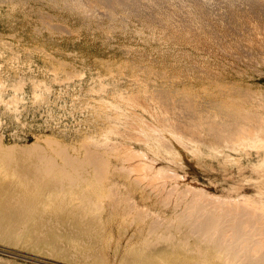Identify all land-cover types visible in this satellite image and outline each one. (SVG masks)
<instances>
[{"label": "rangeland", "instance_id": "1", "mask_svg": "<svg viewBox=\"0 0 264 264\" xmlns=\"http://www.w3.org/2000/svg\"><path fill=\"white\" fill-rule=\"evenodd\" d=\"M207 1L209 0H186V2L184 0L181 1L180 0H124V1L113 0L112 2L111 0H0V39H1L0 45L6 44L9 46L10 44L8 50L9 52L13 50V52L15 53L22 54L21 56L23 58L20 59L21 61L17 60L19 61L18 64L24 66L30 65V60L32 63L34 59L36 64L46 71V73L40 72L41 75H44L43 76L44 80L41 82L40 81L34 82L32 80L21 81L19 80V78L14 77V75L17 76L20 73L19 65L14 64L17 63V61H13L10 53L0 50V122L3 123V124L0 123L1 142L4 143L6 146L15 143H20L21 145L23 144L24 146H31L36 143L41 144L44 150L47 151L45 153L47 155L50 154V156L54 158L57 157L54 151L55 150L57 151L58 148H60V145H61V149H65L66 144L68 148L70 147L69 145H72V147H70L69 149L66 148L67 151L65 149L68 155L67 153L64 154H66L67 156L71 154L70 156L72 157L74 156L76 157V155L77 157L80 156L78 158L76 157V159L74 157L75 161L73 162H76V160L78 161V159L80 160V158L81 160L84 158L85 160L83 159L84 162L82 161V163L85 164L86 161L87 163L85 165H87L88 164L87 160H89V158L91 157L92 162L95 164V165L93 164L94 165L93 167L90 161L89 164L90 168L88 167L89 168L88 170L87 166H84V164L81 163V160H80L81 164L78 161L77 163L80 164L81 166L83 165L82 168L85 167V170L89 172V173H85L87 171L83 170L82 168H79L80 166L77 163L74 164L71 162L70 163L71 165L68 164L67 167H65V169L66 170L68 169L67 171H69V173L68 172H66V174L64 173L65 174L64 181L66 183L63 181L64 178L62 177L64 171L59 172L56 170L57 168H54V171L49 172L50 170H53V168L50 169L48 167V170L50 169L48 173L53 174L56 170L54 174L56 175V177H58V179L56 177H55L56 179L53 177L55 176L54 174L53 176L51 175L52 176L51 177L48 173L46 177L45 176L43 177V180L45 182V184L42 185L44 186L43 188L49 189L51 187L49 184V181L51 182L50 178H54L56 182L57 180L59 182L63 178L61 181H63V186L65 187L62 188L63 190L62 189L60 190H62V193H64L65 190V194L68 191L72 192V195L70 194V192H68L69 194H66L67 197L71 195L68 197V199L72 197L70 200H68L66 195L64 194L60 196L59 188H61L62 186L57 188L56 191H53V193H55L56 195L59 194V196L62 197L61 199L64 200L62 202L60 201V203L58 200V195L56 198V196L55 197L53 196L52 192H50V194L49 192L48 193L46 192L45 194L51 198L48 199L50 201L47 200L48 202L44 207L46 208V210H44V215L46 216L44 215H43L44 217L42 216L43 218L42 221L45 224L43 227V231L48 237L50 238L53 237L52 240L54 242L56 241L55 242L56 246L54 244L53 247L55 248V250L56 249L57 250L55 251L54 248L51 247L56 254L58 253V251H60L59 254H63V256L65 257H67V255L69 258L71 257L72 259L75 257L74 259L76 260V262L75 261L74 262L76 264H129V263L133 264L135 261L136 262L134 264H140V263L149 264L150 263L149 261H151L153 264H158V263L186 264L188 260L189 262L190 260H192L191 262L195 263L194 260L199 261L200 259H203L204 256H201L202 258L200 257L199 259L198 257L199 254H197L196 252L188 251L187 249L183 248L184 247L183 241L178 240V239L182 240L183 238L187 237V234L186 235L184 234L183 236V233L186 232L183 231L184 230L183 227L185 228L186 225V223L184 224L185 219L183 215L187 217L186 212H189L188 214H190V211L192 213H194L193 211L201 212V210L204 209L207 201L210 198L213 199V202L210 200L211 201L210 203H214V199H215L214 205L212 204V206H214L213 209H215L217 205L222 204L221 200L223 198L224 199L226 198L227 200L228 198H240L244 194L251 195L256 193L257 187L255 184L257 180L256 178L259 175V170L256 164H254L252 158H250L247 154L243 152H239L237 150L234 151L230 149L228 145H230L229 141L231 140H229L230 138H228L229 140L228 141L226 137L229 136L232 137L235 134V132L238 130L237 128H235V126H238L243 121L247 122L249 119H250L249 122L252 123L253 120L251 119L253 117L259 118L260 116H256V115H259L260 113L264 112V103H263L264 97L262 98L260 97L262 95L264 96V73H263L264 64H262V62L260 61L263 60L264 63V58H263L264 56L262 54V52L264 51V38H263L264 14H262L264 12V8H263L264 0H253V1H257L255 2V4L251 0H225L226 2L228 1L227 3L224 0L223 2H221L222 0L219 1L216 0V2H214V0L213 2H211L210 0L209 3ZM126 2L128 5L126 4ZM224 2H225L224 5L220 4ZM206 3H208V5ZM112 5L115 7L114 9L115 11L112 9L114 8ZM260 5L263 6L261 7L263 9L260 8ZM110 7L112 8L110 9ZM258 7L261 10H258ZM251 8L254 11V13L251 10ZM92 9L94 11L96 10L95 11L96 13L94 11H90ZM202 9H204V11ZM108 10L110 11L108 12ZM85 11H88L87 13L94 12L97 16L94 13L92 14H94L95 17H92L93 15H91L90 13L89 16ZM110 12L112 13V15ZM113 13H115V15ZM199 14H201L200 15L201 18L199 17ZM251 15L254 18H252ZM260 17H262V19ZM255 27L257 28L258 31L256 30ZM251 39H253V43H251L252 42ZM240 41H242V43ZM252 44H254V46ZM28 47H30L29 50L26 49ZM33 47L35 49H33ZM260 49L262 52L260 51ZM33 50H35L36 52ZM257 52L261 53V55ZM25 53L29 54L32 57L27 56ZM25 58H30V59H25ZM252 58H254L256 63L253 62L254 60ZM58 62L60 65L64 64L63 67L62 65L60 66ZM51 67L55 71H53ZM61 68L63 69V71ZM71 68L73 69L72 71L70 70ZM73 72L76 73V74L74 73L75 76L72 74ZM210 72L212 73L210 74ZM212 74L213 75L216 74L217 77L216 75L212 76ZM236 87L239 90L242 89L241 90L242 92L240 91L242 95H240V92L236 90ZM243 88H245L244 90H248V91L246 92L243 91ZM249 91L251 92L249 93ZM243 92L246 94L248 92V94L250 95L252 93V95L249 96L247 94L248 95L247 97L246 94H245L246 96L243 95L244 94ZM253 92H255L254 94L257 95H254ZM259 92L262 94H259ZM237 93H239V98L242 97L241 99H239L240 101L239 105L237 102L232 103L234 99L233 98L234 95L236 96L235 99L236 100L238 99ZM219 95L220 96L222 95L221 98ZM178 96L182 97L181 100L180 97ZM252 96H254V98L257 99V100L253 99L255 102H253L251 98ZM188 97L190 99L189 102L187 101L188 103H186V99ZM227 97L229 101L227 100ZM243 97L245 98L243 99ZM249 97L251 98V100ZM248 98L250 104L247 101ZM245 99L247 105L244 104ZM175 100L177 103L178 101H180V103H184L185 101V103L183 105H179V103L176 105L175 102L176 107L173 108ZM260 100H262V102ZM207 101L208 102L211 101L209 102L210 104ZM215 101L216 103L218 102L217 106L219 105L220 106V107L218 106L219 108L225 109L226 107H228L226 110H228L229 112H226V110L222 111V113H224L226 117L223 116L221 112L220 114L218 113L222 109H219L217 106H215L216 104L213 105V107L215 106V108L213 109L212 102ZM258 101H260L261 104ZM3 102L6 103L4 104ZM7 103L8 104L10 103L12 106L7 105ZM190 103H192V105ZM199 103H201L202 106L199 105ZM205 104H209L208 105L209 107L206 105L208 107L207 108ZM226 104H229L232 107ZM178 105L179 107L183 106L180 107L182 108L183 111L182 110L179 111L180 108L178 109ZM189 106H193L191 107L192 109L189 108ZM197 106L200 108L198 109ZM185 107L187 111L188 110L191 111L187 113V111L184 110ZM229 107L233 109L231 110V112ZM209 108L212 110L209 111L208 110ZM234 108L237 110H235ZM241 108L247 110L245 111L243 110L242 112ZM202 109L203 110L207 109L206 112L208 113H206ZM255 109L257 110L255 111ZM192 110L195 112L198 110L200 113L202 111V113L200 114L198 111H197L198 113L197 112L192 113ZM177 111H179L180 113L183 112L185 115L184 114L182 115ZM246 111L250 113H247ZM174 112L180 114L181 116H179L178 114H177L178 116L176 114L173 115ZM254 112L259 114L256 113L254 114ZM227 113L228 114L232 113V114L229 117ZM237 113L242 116L243 115L246 116V113L247 115L252 114L251 115L252 118H250L251 117L250 115L247 116V118L243 117L244 120L242 119L243 121L241 122L240 120L241 118L240 117L237 118L238 117ZM187 114H189L188 115L189 117L190 115L193 114L196 115V116L193 115L191 118L192 119L194 118L193 120L195 122H199V123L201 122L199 126H201V124L203 125V122L208 118L204 122V126L209 123V127L208 125L205 126V128L204 127L202 128V126L199 128L197 126L198 129L202 128L203 130V131L200 130L202 131L201 132L202 134L204 133L203 135L201 134L203 141L201 137H195L197 133L200 135V133L198 132L199 130L197 128H193V130L191 129V126L196 127L195 125H197L198 123H193L194 121H192L191 118H188ZM204 114L208 116L211 115V118L213 119L216 116L217 117L214 119V121H212L213 119H211L208 116L207 118H204L206 117ZM199 115H202L203 117ZM232 115H236L234 116L236 122L240 120L239 123L237 122L238 125L235 126L233 125L234 120H232L233 117L231 118ZM159 116H161V118L162 116H164L163 118L166 117V119L168 117L167 119L168 121L166 120L165 122L163 118L162 121ZM197 116L198 118L200 117L203 122L200 121L201 119L200 118L198 119ZM221 116L223 117V119L220 118ZM227 116L229 119H227ZM172 117L176 121L171 120L173 119ZM177 117L181 118L182 121L177 122V120H180ZM150 118H153V120ZM258 118L255 119L254 123H256V121L258 123ZM157 119H159V121ZM183 119L185 120L189 119L190 121L188 120L187 123H185L184 122L185 120ZM145 120H148L149 122L156 124H158L160 120L166 124L175 122V124L177 125L180 122H184L185 126L183 123H180L182 124V126L178 125L180 126L181 130L183 129L182 131L184 133L191 131L192 133H194L195 131L198 130L193 134V136L194 138H196V143L200 149L196 154H192L184 146L175 142L178 150L183 154L184 157L183 161L179 162L178 164V161H174L166 153L160 151L156 147V145L150 143V139H148L145 133H143L146 131L145 126L148 123ZM220 120H221L220 124H222L221 125L222 127L220 125H219L220 127L218 126L219 124L218 122H220ZM225 120H227L228 122L232 121L231 122L232 124H230V126L232 125L231 127H233V129L235 128V131L232 128H230V130L228 129L230 126L227 127L225 125V124H229L227 121L226 123ZM132 122H135L136 126L138 125L137 123H139V125H141L142 128L140 126L138 127L141 128L142 130L140 129V131H138L136 129H133L135 128L134 127L135 125ZM140 122L141 123L144 122L145 125L141 124ZM160 123L159 125L163 128V126ZM210 123L213 124L212 126L214 128L210 127L211 125ZM214 123L215 124L217 123V125H215L217 126V128L214 126ZM115 124L116 127H114ZM131 125L134 126L132 127ZM187 125H189L190 128ZM223 126L227 128L225 129L223 128ZM128 127L130 128L132 127L131 129L133 130L128 131V129H130ZM138 127L136 128L138 129ZM185 127L186 129L189 130L188 131L185 130ZM206 127H208V129ZM218 127L222 128V131L219 132L220 129ZM209 128H211V130ZM208 130L210 134H208ZM212 130L216 131L215 132L216 134L219 133L220 134L219 136H221V134H223L222 137L224 135L226 136L225 137L226 140L224 141V143H222V145L220 144L221 141L223 140L220 141L217 138L219 136L216 137L215 133L212 132ZM225 130L226 133H224ZM230 131L234 132V134L233 132L231 133L233 134L232 136L229 133ZM133 132L134 133L136 132V134H134ZM129 133H133L132 136H129L128 135ZM212 133H213L212 136H215L216 139L210 137ZM137 134H139L140 140L137 139L138 138ZM45 136L48 138V141L51 137L55 138L58 142H56L52 138L50 140H54L58 145L60 143V145L58 146L54 141L53 144L51 143L52 141L46 142L47 144H45V141L47 140L41 141L46 138ZM225 138H220V139H225ZM197 139L200 140V142ZM214 139L216 142L215 145H213V143H215ZM204 140L206 141L204 142ZM217 141L218 143L220 142L218 145H217ZM206 142H208V144ZM49 143H51V147L53 149L56 147L54 151H52L53 149L50 150L51 147H49L50 146ZM112 143L114 146L116 145L115 146L117 147L116 149H114L115 148L114 146L110 145ZM62 144L65 145L63 146ZM80 144L81 145L83 144V146H81ZM85 144H87L88 147L87 151L89 153L92 152L91 149H93V151L94 150L100 151L101 154L104 153L102 155V158L103 157L105 158L106 156L107 159L105 160L108 161L105 162L106 163L109 162L110 164L109 163L106 164L105 162L103 163L102 160L101 163L102 165L106 164L105 165L106 168L102 166L101 163L99 162L101 159L100 157L101 154L100 152L98 153L97 151L96 152L94 151V153L96 155L98 153L100 156L97 155V157H100V159L97 158L96 156H93L95 155L94 153H91V155L89 154L90 157L89 155H87L86 156V158L88 157L87 160L85 157L82 158L83 154L84 155L87 154L85 148H84L85 150L83 148L80 149L81 147H86ZM125 144L128 147H126ZM73 145L75 149L73 148ZM120 145H123L124 147L122 148V146L120 147ZM78 146L81 147L78 148ZM71 148L74 149L75 155ZM217 148L220 149V151L218 150L216 151ZM140 149H142V151L144 152L142 153L145 155H143L142 153H138V150L140 151ZM230 153H233L236 156L232 157L231 155H229ZM136 154L139 155L136 156ZM57 155L59 156L58 152ZM66 155H64L65 156L64 157L60 153V156L57 157L58 165L60 164L63 165V163H65V161L61 158L63 157L66 158L67 157ZM131 155H133V157ZM92 157H94V159ZM129 157H131L132 159L127 161ZM95 158L99 160L98 161L99 165L94 162ZM126 158L128 159L126 160ZM73 164L79 166V167L74 166L75 170L77 168L78 171L83 170L84 172L79 171L80 172L79 173L76 170V172H78V175L77 173H75L76 175H74V172H71V170L73 169L72 168ZM132 164L137 165V168L135 170L131 169L130 171V165ZM95 166L97 167L100 166L99 167L100 169L104 167L106 171V174H104L105 172L103 173L105 176L102 175L103 179L101 180V184L98 178L100 177L99 175H101L102 173L100 172V169L97 170ZM128 167H129L128 169L129 171L125 169ZM161 167L168 168V171L167 172L165 171L166 173L164 172L163 175L162 173H160ZM94 168H96L98 173L101 174L98 175L97 172H94L93 170ZM102 169L101 171L103 172L104 169L103 170ZM57 172L62 174L59 175ZM93 172H94V176L96 177L98 176V178L95 177L97 179V180L95 179V181L93 179L94 178ZM70 173H72V175ZM158 173L162 176L159 175L158 177ZM177 173L180 175H178ZM68 174H70L69 176L71 177L73 175L78 176V178L76 177L75 179L73 176V179L75 180L74 182H71L73 180L71 177L66 178ZM81 174L83 175L79 177V175ZM87 174L88 175L90 174V176H87ZM168 174L169 175L171 174V176H168ZM59 177L61 178L59 179ZM84 177L88 179H84ZM79 178L80 179L82 178L84 181L80 180ZM47 179L49 180L47 181ZM66 179L67 180L71 179L70 182L73 183L75 187H76L75 183H77V187L79 184V187L74 189L75 188L73 187L74 185L71 184L69 180L66 181ZM52 182H54V180ZM67 182L68 184L70 183V185H68L70 186V188L66 185ZM21 183L22 184L19 186H21L22 189H25V187L27 188L28 186L26 184L27 180H24V182L22 181ZM111 184L114 190L109 188L111 187ZM172 185L173 187L175 185L176 188H173L175 191L174 190L172 191V196H171V194L169 193L171 192V190L168 192L167 188L168 190L171 189ZM189 185L190 186L192 185L193 187L192 186L190 187ZM187 187L189 188V191ZM71 188H73L74 191L70 190ZM196 188L197 189L201 188L204 191H206V193H208L206 194V196H204V194H201L202 196H204V198L201 195L199 196L194 195V197L197 196L201 198V199L197 198L200 200V202H198L199 204L197 203V201L199 200L195 199L196 200L195 202L193 200L194 198H192L191 196L193 195L192 193L196 192ZM111 190H113L112 192L114 191L115 192L112 194ZM57 191L59 193H56ZM88 192L91 193L92 196H88L90 195L87 194ZM94 192H95V198H93ZM186 192L187 194L185 196ZM81 193L85 194V196L84 195L83 196L86 198L85 199L86 204L83 201L84 198L82 197ZM109 193H111V195ZM176 193L177 194L179 193L178 196ZM63 195L65 196L66 199L63 198ZM105 195L107 196L106 198L104 197ZM168 195L171 197H168ZM86 196L89 198L91 197L92 200L91 198L90 200H88ZM97 196H99L100 198H98ZM80 197H82V200ZM79 198L80 200H75ZM190 198H192L191 200L194 201L192 202L195 203L196 205L197 204L202 205L204 203V199H207V201L205 200L206 203L205 205H202L203 206L202 209V206L196 207L195 204L193 205L192 202L190 201ZM51 199L53 200V202ZM54 199L57 200V201L55 200L56 201L55 203H54ZM99 200H101V204ZM180 200H182L183 202L182 201L180 202ZM201 200H203V202ZM69 201L71 202L69 203ZM72 201L75 203H81L83 205L85 204L87 207L91 208V213H90L91 216L90 214H88L90 212V209L86 210L84 208L86 206L82 205L84 209L82 211L80 206L81 204H75ZM90 201L92 202L94 201L93 203L95 206L96 205L98 206L99 203L100 206H104V207H100L101 209H97L94 206L93 208L94 211H93L92 210L93 204ZM178 201L180 203H178ZM189 201L191 205L190 203L188 204ZM51 202L52 204L54 203L55 205L51 204L50 207L49 204ZM64 202L67 205V207H69L67 209L65 208V210L67 211L72 210L70 211L71 213L69 211L67 212L64 209L60 208L62 203L63 205L61 207L66 206V205L64 206ZM224 202L227 201H223L222 205L226 204L225 207L220 205L223 208L219 207L220 211L216 209L215 212L219 211L218 213L220 215V212L222 213L223 212L222 210H224V208H227L226 212L231 215L233 214V212L235 213L236 211V216L234 215L235 217L231 218L232 220H229L228 222L231 221L234 222L233 219H236L238 221L240 217H242L239 214L241 213L242 210L239 212L238 211L239 207H234L233 205L231 207H233V209L235 208L234 209L235 211L231 209L233 212H231V210L230 212H228L229 208L231 207H229L230 205ZM132 203H134V205H132ZM184 203L185 204L187 203L186 206L189 205L187 206L188 208L192 205L193 207L188 209ZM210 203L209 204L207 203L208 205L205 208L206 210L210 209L212 213L213 211L212 207L207 209L208 206L210 207ZM58 204L60 205L58 206ZM71 205L73 206V208L74 206H76L75 207L76 210L73 209ZM185 207L189 211H187ZM59 208L61 212L63 210L64 211L60 213V211L58 210ZM180 210L182 211L179 212ZM206 210L203 213L205 214L208 212V214H210L209 216H211L210 210L209 211ZM147 211L148 212L150 211L148 215L146 213ZM64 212L65 213L67 212V214H65ZM82 212L83 213L87 212L85 213L87 215H84V217L86 216L85 218H83ZM178 212L179 213L184 212V214L183 215L180 214L181 215L180 216L178 215L179 214ZM215 212H214V216L212 215L214 218L216 214H218ZM226 212H224V214L228 216ZM61 214L62 215L65 214L64 216H62L63 218L61 217ZM76 215H78L79 217ZM195 215L194 217L192 215L189 216H192V218L190 217L192 220H194L195 217L196 220H198L200 217H203L201 213ZM197 215L199 216L201 215V216L197 219L198 217ZM230 215L229 217H226V219H223L226 222H221V223L223 224L228 223L227 218H230L231 217ZM237 215L240 217L236 218L238 217ZM54 216L55 218L57 216V218L55 219ZM72 217H74L73 222L71 221L73 219ZM157 217L158 220H156ZM173 217L175 219L178 217L180 220L179 223L177 221L178 223L177 225L180 226H178L177 228L174 227L175 229L173 228V225L171 226V224L173 223L172 220H174L173 224L175 225L177 219L175 220ZM217 217L219 218L218 215ZM190 218L189 220H191ZM222 218L223 217H220L219 219ZM250 218L251 220H254L253 219L254 217L253 218L250 217ZM150 219H152V221H149ZM159 219L161 222H163L164 225L166 224V221L164 220L167 219V223L169 222L168 224H170L167 225V227H172V229L170 228L171 230L169 228L168 229L172 233L175 232L173 233L175 234L173 236H177L176 237L177 239L175 237L174 238L171 237L172 235L171 232L168 231L170 234H167V230L165 231L167 227L164 228V225L159 227V229L157 228L158 230L156 229L154 230V228L156 227L153 226L155 225V222L157 221L160 222ZM168 219H170L171 222ZM243 219H245L244 216ZM47 220L48 223L46 222ZM68 220L70 221L67 224ZM60 221H62V224ZM84 221L86 222L89 221L90 224L86 222L85 224ZM53 222L54 223L56 222L55 225ZM81 222L84 225L81 226L80 225ZM182 222H183L182 225L183 227L181 226ZM147 223L153 225L152 226L153 228H151V225L149 226ZM76 225L79 227L77 228ZM160 225H162V223H159V226ZM71 226L72 228L70 229L69 227ZM250 226H252L251 229H253L254 231L255 226H253L252 224ZM62 227L64 229H62ZM256 227H259V225H257ZM55 228L58 230L59 234H57ZM86 228L88 229L86 230ZM140 228L143 230L147 229L144 230V232L145 231L148 232V229L152 230V232L154 230L155 232H153L154 234H152L149 233L150 232L149 231L148 232L149 235H147L146 232L145 233L142 232L143 230L140 232ZM74 229L76 230V232ZM176 229L177 230L180 229L179 230V232L181 231L180 235H178L179 232ZM77 231L78 234H80V236L82 235V237L77 236ZM60 232H62V234L63 233L65 234L61 235ZM159 232L160 233L162 232L161 234L162 235L164 234L165 237H167L168 235L170 236V237L168 236L170 239H168L167 237V241L165 238H163L165 239L163 240L165 244L162 240H160L159 238L160 236H157ZM177 232L178 234H176ZM83 233L86 236H84ZM140 233H142L141 234L142 236L144 233L143 236L144 238L140 236ZM67 234H68V239L70 240H67L66 238ZM151 234L153 235V237ZM63 236L65 237V239L63 238ZM163 236H161V239ZM70 237H73L72 240ZM76 238L79 239L80 241L79 240L76 241ZM151 238L153 240L155 239L153 242L156 244L155 247L152 246V243L146 244L149 241L150 242L153 241L151 240ZM157 238H159L158 243H156ZM62 239L66 241H63ZM168 240H172V241H168ZM82 241L84 242V244ZM70 242L71 244L72 243L73 244L71 245ZM199 242H198L199 245L201 246L205 245L204 242L202 241ZM161 243L164 245H162ZM146 245L147 246L149 245L148 248ZM64 246L65 247L67 246L66 247L67 249H65ZM72 246L75 249H73ZM134 246L138 248V251ZM258 246L257 247L255 246L253 248H256L257 250ZM15 247L19 248L20 250L14 249L12 247H4L0 245V264H54L56 262H59L42 256H38V258H41L42 260L25 257L23 255L17 254L16 252L19 253L22 252V254H24L27 251H33V252H39V251H35L23 245H18ZM158 247L161 249V255H160V251H158L160 250ZM175 247H177V250H175L176 249ZM3 248L14 251L15 253L14 252L12 253L10 251H5L3 250ZM58 248H60V250ZM68 248H70V250ZM207 248L209 249V247ZM152 249L153 252H155L156 250L157 252L153 253ZM210 249H209L210 251H213L212 248ZM226 249L228 248L225 247L223 251H225ZM146 250L147 251L150 250L151 254L150 252L147 253ZM181 251L183 252L185 251L186 254L188 253L189 257H187V255L185 253H182ZM213 252L218 256L219 252L217 251L215 252V250ZM70 253L71 255L72 254L73 255L71 256ZM192 253L195 255H193ZM39 254L50 256V254L47 251L39 252ZM140 254L142 255V257L144 256L143 259L140 256ZM135 255H137L136 259H135ZM152 255L154 256L153 258ZM194 256L195 257L197 256V258H195ZM182 257L184 258L182 259ZM55 258H60V257H55ZM174 259L176 261H174ZM139 260L142 261H140L139 263ZM215 260H216L215 256L214 259L212 257V261L214 262ZM131 261L133 262L131 263ZM154 261H157V263H155ZM181 261L183 262L180 263ZM189 262L187 264H192ZM231 263L237 264L238 261L233 260Z\"/></svg>", "mask_w": 264, "mask_h": 264}, {"label": "bare ground", "instance_id": "2", "mask_svg": "<svg viewBox=\"0 0 264 264\" xmlns=\"http://www.w3.org/2000/svg\"><path fill=\"white\" fill-rule=\"evenodd\" d=\"M113 0H111V2H112ZM121 1V0H120ZM124 1V0H123ZM181 1V0H180ZM185 2H186V0H184ZM219 1V0H218ZM225 1V0H224ZM251 1H253V0H251ZM183 2V1H182ZM208 3L210 2V0L209 1H207ZM211 2H213V0H211ZM214 2H216V0H214ZM221 2H223V0L221 1ZM226 2V1H225ZM225 2L224 3H220L221 5L223 4H225ZM228 2V1H227ZM226 2V3H227ZM229 2H231V1H229ZM254 2V4H255V2H257V1H253ZM259 2V1H258ZM263 2V1H262ZM262 2H261V4H262ZM114 3V2H113ZM208 3H206L207 5H208ZM219 3V2H218ZM252 3V2H251ZM260 3V2H259ZM264 3V2H263ZM125 4V3H124ZM126 4H127V2H126ZM212 4H214V3H212ZM219 4V5H220ZM114 5V4H113ZM112 5V6H113ZM128 5V4H127ZM130 5V4H129ZM136 5V4H135ZM232 5V4H231ZM253 5V4H252ZM257 5V4H256ZM131 6V5H130ZM255 6V5H254ZM114 7V6H113ZM135 7V6H134ZM252 7V6H251ZM256 7V6H255ZM261 7H263L262 5H260V8ZM112 7H110V9H111ZM132 8H133V6H132ZM253 8V7H252ZM252 8H251V10H252ZM264 8V7H263ZM263 8H261V9H263ZM91 9V8H90ZM94 9V8H93ZM90 10V11H94V10ZM113 10L115 9V7L114 8H112ZM261 9H259V7H258V10H261ZM85 10H87V9H85ZM89 10V9H88ZM203 11H204V9H202ZM96 11V10H95ZM94 11V12H95ZM110 10H108V12H109ZM115 11V10H114ZM113 11V12H114ZM206 11V10H205ZM253 11V10H252ZM263 11V10H262ZM86 13L88 12V11H85ZM84 12V13H85ZM94 12H89L91 15H93L92 17H95L94 16V14L96 13H94ZM111 12H112V10H111ZM110 12V13H111ZM202 12V11H201ZM200 12V13H201ZM259 12H261V11H259ZM89 13H87L88 15H89ZM92 13H94V14H92ZM205 13H207V12H205ZM253 13H254V11H253ZM257 13V12H256ZM255 13V14H256ZM86 14V15H87ZM114 15H115V13H113ZM202 14V13H201ZM201 14H199V17H200V15ZM204 14V13H203ZM255 14H254V16H255ZM262 14H264V12L262 13ZM96 15V14H95ZM111 15H112V13H111ZM111 15H110V17H111ZM206 15V14H205ZM253 15V14H252ZM251 15V16H252ZM90 16V15H89ZM97 16V15H96ZM203 16V15H202ZM207 17V16H206ZM209 17V16H208ZM264 17V16H263ZM201 18V17H200ZM252 18H254L253 16H252ZM261 19H262V17H260ZM251 20V19H250ZM255 20H256V18H255ZM255 22V21H254ZM256 24V23H255ZM262 24H263V22H262ZM261 24V25H262ZM252 25H254V24H252ZM264 25V24H263ZM263 27V26H262ZM256 28V27H255ZM257 28H258V26H257ZM257 28H256V30H257ZM251 29H252V26H251ZM254 30V29H253ZM258 31V30H257ZM261 32H262V30H261ZM261 32H259V33H261ZM255 33V32H254ZM253 33V34H254ZM252 34V35H253ZM262 35H263V33H262ZM261 35V36H262ZM257 36V35H256ZM264 36V35H263ZM253 37V36H252ZM259 37H260V35H259ZM264 38V37H263ZM262 38V39H263ZM255 39V38H254ZM262 39H260V40H262ZM252 40V42L251 43H253V39H251ZM255 41V40H254ZM256 41H258V40H256ZM0 42H1V39H0ZM241 43H242V41H240ZM261 42V41H260ZM9 44V43H8ZM253 46H254V44H252ZM251 45V46H252ZM259 45H261V44H259ZM9 46H10V44H9ZM9 46L8 45H6V44H1L0 45V50H3V51H5V52H7V53H10V55L12 56V59H13V61H17V60H20L21 58H23L21 55V53H15V52H13V50L11 51V52H9L8 50H9ZM252 46V47H253ZM263 46V45H262ZM251 47V48H252ZM257 47V46H256ZM255 47V48H256ZM29 48L30 47H28V48H26V49H28L29 50ZM263 48V47H262ZM33 49H35L34 47H33ZM39 49V48H38ZM37 49V50H38ZM32 50V49H31ZM40 50H41V48H40ZM33 51H35V50H33ZM252 51V50H251ZM258 51V50H257ZM260 51H261V49H260ZM259 51V52H260ZM36 52V51H35ZM259 52H257V53H259ZM262 52V51H261ZM27 56H30L29 54H27V53H25ZM33 54V53H32ZM252 54V53H251ZM260 55H261V53H259ZM262 54H263V56H264V51L262 52ZM259 55V56H260ZM253 56H255V55H253ZM257 56V55H256ZM30 57H32V56H30ZM252 57V56H251ZM256 58V57H255ZM258 58V57H257ZM261 58V57H260ZM264 58V57H263ZM25 59H30V58H25ZM253 60H254V58H252ZM251 59V60H252ZM21 61V60H20ZM55 61H57V60H55ZM261 62H262V64H264L263 63V60H260ZM18 62L19 61H17V63H14V64H18ZM53 62V61H52ZM60 62V61H59ZM59 62H58V64H59ZM253 62H255V60L253 61ZM252 62V63H253ZM256 63V62H255ZM51 64V63H50ZM19 65V67H20V73L16 76V75H14V77H17V78H19V80H21V81H28V80H32V81H34V82H37V81H43L44 79H43V76L44 75H41L40 74V72H44V73H46V71L45 70H43V68H41L39 65H37L36 64V62L34 61V59H33V62L31 63V60H30V65H26V66H24V65H20V64H18ZM60 65V64H59ZM62 65V67H63V65L64 64H61ZM60 65V66H61ZM68 65V64H67ZM66 65V66H67ZM50 66V65H49ZM66 66H64V67H66ZM264 66V65H263ZM54 67V66H53ZM59 68V67H58ZM57 68V69H58ZM51 69L53 70V68L51 67ZM62 69V68H61ZM71 71L73 70L72 68L70 69ZM53 71H55V70H53ZM62 71H63V69H62ZM65 71V70H64ZM66 71H68V70H66ZM70 71V72H71ZM209 72V71H208ZM55 73V72H54ZM64 73V72H63ZM74 73L75 72H73L72 74L74 75ZM212 72H210V74H211ZM264 73V72H263ZM67 74V73H66ZM68 74H69V72H68ZM71 74V73H70ZM76 74V73H75ZM209 74V75H210ZM206 75H207V73H206ZM209 75H208V77H209ZM214 75H216V74H214ZM213 74H212V76H214ZM263 75V74H262ZM70 76V75H69ZM75 76V75H74ZM73 76V77H74ZM216 77H217V75H216ZM68 78V77H67ZM76 78V77H75ZM64 80H65V78H64ZM69 80V79H68ZM68 80H66V81H68ZM74 80V79H73ZM62 81V80H61ZM61 83V82H60ZM41 84V83H40ZM21 85V84H20ZM19 87V86H18ZM22 87V86H21ZM16 88H17V86H16ZM49 89V88H48ZM245 88H243V91H248V90H244ZM17 90V89H16ZM236 90L238 91V92H240L241 90H239L237 87H236ZM235 90V91H236ZM251 90V89H250ZM224 91V90H223ZM234 91V92H235ZM236 91V92H237ZM253 91V90H252ZM19 92V91H18ZM226 92V91H225ZM229 92V91H228ZM235 92V93H236ZM242 92V91H241ZM241 92H240V95H242L241 94ZM251 91H249V93H250ZM26 93V92H25ZM233 93V92H232ZM232 93H231V95H232ZM244 93V92H243ZM255 92H253V94H254ZM228 94V93H227ZM234 94V93H233ZM238 95H237V97H238V101L235 99L236 98V96L234 95V99H233V101H232V103L233 102H237L238 103V105L240 104V101H239V99H241V98H239V93H237ZM246 93H244L243 95L244 96H246L247 94H248V92H247V94L245 95ZM259 94H262V93H260L259 92ZM19 95V94H18ZM175 95V94H174ZM223 95V94H222ZM221 95V96H222ZM229 95H230V93H229ZM249 96H251L252 95V93H251V95L250 94H248ZM248 95H247V97H248ZM254 95H257V94H254ZM220 96V95H219ZM221 96H220V98H221ZM17 97V96H16ZM23 97V96H22ZM178 97H180V96H178ZM246 97V98H247ZM256 97H258V96H256ZM261 98L262 97H264L263 95L262 96H260ZM9 98V97H8ZM24 98V97H23ZM181 98L182 97H180V100H181ZM212 98V97H211ZM223 98V97H222ZM226 98V97H225ZM245 97H243V99H244ZM250 98V97H249ZM249 98L247 99V101L249 102V104H250V101H249ZM252 98V100L254 99V100H257L256 98H254V96H252L251 97ZM251 98H250V100H251ZM14 99H15V97H14ZM189 97L186 99V103H188L189 102ZM200 99V98H199ZM216 99H217V96H216ZM4 100H6V99H4ZM179 100V99H178ZM197 100H198V98H197ZM202 100V99H201ZM210 100H212V99H210ZM227 100H228V97H227ZM231 100H232V98H231ZM234 100H236V101H234ZM253 100V102H255ZM188 101V102H187ZM194 101V100H193ZM203 101V100H202ZM204 101H205V99H204ZM229 101V100H228ZM261 102H262V100H260ZM260 101H258V102H260ZM172 102V101H171ZM171 102H170V104H171ZM175 102H176V100L174 101V106H173V108L174 107H176L175 106ZM181 102H183V101H181ZM192 102V101H191ZM195 102V101H194ZM193 102V103H194ZM200 102V101H199ZM208 102V101H207ZM209 102H211V101H209ZM208 102V103H209ZM219 102H221V101H219ZM243 102V101H242ZM247 102V103H248ZM257 102V103H258ZM261 102H260V104H261ZM4 103V102H3ZM6 103V102H5ZM4 103V104H5ZM14 103V102H13ZM15 103H17V102H15ZM178 103H179V105H183L184 103H185V101H184V103H180V101H178ZM177 102H176V105L178 104ZM202 103H204V102H202ZM205 103H206V101H205ZM213 103V104H212ZM211 104H212V107H213V105L214 104H216L215 106H217V104H218V102L216 103V101L215 102H212ZM231 103V102H230ZM229 103V104H230ZM264 103V102H263ZM1 104H2V101H1ZM191 105H192V103H190ZM189 104V105H190ZM210 104V103H209ZM209 104H205V106L207 105H209ZM220 104V103H219ZM229 104H226V105H228V106H230V107H232L231 105H229ZM235 104V103H234ZM244 104L245 105H247L246 104V99L244 100ZM243 104V105H244ZM259 104V103H258ZM257 104V105H258ZM7 105H11L10 103L8 104L7 103ZM20 105V104H19ZM18 105V106H19ZM173 105V104H172ZM179 105H178V109L180 108V107H183V106H180L179 107ZM186 105V104H185ZM188 105V104H187ZM199 105H201V103H199ZM198 105V106H199ZM237 105V104H236ZM242 105V104H241ZM2 106V105H1ZM12 106V105H11ZM27 106V105H26ZM171 106V105H170ZM197 106V107H198ZM202 106V105H201ZM206 106V107H207ZM215 106L213 107V109L215 108ZM219 106V105H218ZM217 106V107H218ZM187 107V106H186ZM186 107L184 108V110H186L187 111V109H186ZM191 107H193V106H189V108H191ZM209 107V106H208ZM207 107V108H208ZM211 107V108H212ZM220 107V106H219ZM218 107V108H219ZM229 107V109H230V112H231V110H233L232 108H230ZM4 108V107H3ZM172 108V107H171ZM200 107H198V109H199ZM223 108H225V107H223ZM228 107H226L225 109H222V108H219V109H222V110H218L219 112V114H220V112L222 113V111L224 110H226ZM243 108H245V107H243ZM243 108H241L242 109V112H243ZM247 108V107H246ZM259 108V107H258ZM257 108V109H258ZM192 109V108H191ZM235 109V108H234ZM257 109H255V111L257 110ZM25 110V109H24ZM176 110H177V108H176ZM175 110V111H176ZM180 110H182V108H180L179 109V111ZM203 110V109H202ZM207 110V109H206ZM206 110H203V111H205L206 112ZM209 111L210 110H212V109H208ZM217 110V109H216ZM235 110H237V109H235ZM234 110V111H235ZM245 110H247V109H245ZM244 110V111H245ZM250 110V109H249ZM27 111H28V109H27ZM33 111V110H32ZM173 111H174V109H173ZM179 111H177V112H179ZM183 111V110H182ZM181 111V112H182ZM186 111H184V112H186ZM191 111V110H190ZM189 110L187 111V113H189L190 112ZM198 111V110H197ZM196 111V112H197ZM251 111V110H250ZM258 111H260V110H258ZM257 111V112H258ZM26 112V111H25ZM195 111H193L192 110V113H194ZM195 112V113H196ZM199 112V111H198ZM197 112V113H198ZM226 112H229L228 110H226ZM225 112V113H226ZM233 112V111H232ZM238 112V111H237ZM247 112V111H246ZM262 112V111H261ZM180 113V112H179ZM191 113V114H192ZM200 113V112H199ZM201 113H202V111H201ZM200 113V114H201ZM206 113H208V112H206ZM210 113V112H209ZM247 113H250V112H247ZM247 113H246V116H242V115H239L238 113V117L237 118H241L240 120H241V122L244 120L243 119V117L244 118H247V116H251L252 114H248L247 115ZM256 112H254V114H255ZM28 114H29V112H28ZM174 114H178V113H173V115ZM180 114H184L183 112L182 113H180ZM180 114H178L179 116H181ZM213 114V113H212ZM223 114V116H225L224 115V113H222ZM221 114V115H222ZM232 114V113H231ZM231 114H228L227 113V115L230 117V115ZM233 114H235V113H233ZM256 114H259V113H256ZM177 115V116H178ZM185 115V114H184ZM189 114H187V116H188ZM194 115V114H193ZM193 115H190V117L188 116V118H191ZM198 115V114H197ZM203 115V114H202ZM202 115H199V116H202ZM205 115V114H204ZM236 115H232L231 116V118H232V120H234L233 121V125L235 126V125H238V123L240 122V120H238L237 122H236V120L234 119V116H236ZM194 116H196V115H194ZM206 117H204V118H207V116L208 115H205ZM228 116H227V119H229L228 118ZM256 116H260L259 118H260V120H259V118L258 117H253L252 118V116L250 117V118H252L251 120H253V122L251 123V122H249V120L248 119H246V120H248L247 122H242V123H240L238 126H235V128H237L236 130V132H235V134H234V132H233V134H231L232 132L230 131L229 133L231 134V136L232 137H226L225 135L222 137V135L223 134H221V136H219L220 134L218 133V134H216L215 132L216 131H213L212 130V132H214L215 133V136L217 137V136H219L220 138H227V140H228V138H230L229 140H231V141H227L230 145H228L229 146V148L230 149H232V150H234V151H239V152H243V153H245V154H247L250 158H252V160L254 161V164H256V166H257V168H258V170H259V175H258V177L256 178L257 180H256V187H257V191H256V193L255 194H251V195H248V194H244L242 197H240V198H228L227 200H226V198L223 200L222 198V204H223V201H227V202H224V203H227L228 205H230L229 207H231V206H233L234 205V207H239V209H238V211L240 212L241 210V213H239L238 211V213L240 214V216H242V217H240V216H238V217H236V218H239L240 217V219L237 221L236 219H233L234 220V222L233 221H231V222H228L229 220H232L231 218H234L235 216H236V211L233 209V207H231V208H229V211L228 212H230V210L232 209L233 211H235V213L231 210V212H233V214H228L226 211H227V208H224V210H222L223 212V214L220 212V215H222V216H220L219 215V207H221V208H223L222 206H224L225 207V205L226 204H224V205H222V204H220V205H222V206H220V205H217V207H216V205H215V209H213L214 208V206H212V204L214 205V203H215V199H214V203H210L211 201L213 202V199H211L210 197V199L207 201V199H204V203L202 204V205H205V200L207 201V203L209 204L210 203V207L208 206V208L207 209H209V208H211L212 207V213H211V210H210V213H211V216H209L210 214H208V212L207 213H203V212H205V210H206V206L208 205L207 203H206V205H205V207H204V209H203V206L202 205H198L199 203L198 202H200V200L199 199H201L200 197H194V195H201V194H204V196H206V194H208V193H206V191H204L203 189H197L196 188V192L197 193H199V194H197L196 192H194V193H196V194H194V193H192L193 195H191L192 196V198H194L193 200L196 202V200H199V201H197V205L195 204V203H193L194 201L193 200H191L192 198H190V201L192 202V204L194 205L195 204V206L196 207H200V206H202V209L204 210H201V212H198V211H193L194 213L195 212H198V213H195V214H200L201 213V215H203V217H200L199 215H197L198 217H197V219L200 217V218H202V219H198V220H196V217H195V219L194 220H192L191 218H192V216L194 217V213H192L191 211H190V214H188L189 212H186L187 214V217H188V220H187V217L186 216H184L183 214H184V212L187 210V206H189V205H187L186 206V204H185V206L187 207H185V211L183 212V213H179V212H181L182 210H180L178 213H176V214H178V215H180V214H182L183 215V217H184V219H185V222H184V219H183V222H184V224L186 223V225H185V228L182 226L183 225V222H182V224H181V226L183 227V231H186L185 233H183V236H184V234L186 235L187 234V237L186 238H183L182 240H180V239H178L179 241H183V244H184V247L183 248H185V249H187L188 251H191V252H196L197 254H199V259H200V257L201 256H204L203 257V259H200L199 261L198 260H194V262L195 263H192L191 261L192 260H190V262H189V260H188V262L189 263H192V264H232L231 262L233 261V260H236V261H238V263L237 264H264V112H262V113H260L259 115H256ZM33 117H34V114H33ZM142 117V116H141ZM145 117V116H144ZM160 118H161V116H159ZM164 116H162V118H163ZM176 117V116H175ZM184 117V116H183ZM203 117V116H202ZM208 117H210L211 118V115L210 116H208ZM215 117V116H214ZM217 117V116H216ZM215 117V118H216ZM226 117V116H225ZM159 118V119H160ZM162 118H161V120H162ZM173 118V117H172ZM178 118V117H177ZM197 118H198V116H197ZM200 118V117H199ZM198 118V119H199ZM214 118V119H215ZM220 118H222L223 119V117L221 116ZM220 118H218V119H220ZM256 118H258V123H257V121H256V123H254L255 122V119ZM5 119V118H4ZM10 119V118H9ZM145 119V118H144ZM148 119V118H147ZM150 119H152L153 120V118H150ZM159 119H157L158 121H159ZM164 120H165V122H166V120L168 119V117H167V119H166V117L165 118H163ZM178 119H180V120H177V122L178 121H182L181 120V118H178ZM185 119H187V118H185ZM185 119H183V120H185ZM192 119V118H191ZM194 119V118H193ZM192 119V121H194ZM201 119V118H200ZM208 119V118H207ZM206 119V120H207ZM211 119H213V118H211ZM214 119L212 120V121H214ZM243 119V120H242ZM141 120V119H140ZM160 120V122H158V124H156V123H152V122H149L148 120H145V121H147V122H145V123H147V125L145 126V132H143V133H145V135L148 137V139H150V143H152V144H154V145H156V147L160 150V151H163L164 153H166L168 156H170L171 157V159H173L174 161H178V164H179V162H182L183 161V154L178 150V148H177V145H176V143L175 142H177V143H179L180 145H182V146H184L190 153H192V154H196L197 152H198V150L200 149L199 148V146L197 145V143H196V138H194V136H193V134L195 133V132H197L198 130V132L200 133V135L197 133L196 135H198V136H196L195 135V137H201L203 134L201 133L203 130H202V128L204 127L205 128V126H207L208 125V127H209V123L207 124V125H205L204 126V122L206 121H202V119L200 120V121H202L203 122V125L201 124V126H202V128L201 129H198L197 128V126L200 128L201 126H199V124L201 123H199V122H193V123H198L197 125H195L196 127H194V126H191V129L193 130V128H197V129H195V130H197V131H195L194 133H192V131L191 132H187L189 129H186V127H185V130H187L186 132L188 133H184L181 129H180V126H178V125H181L182 126V124H180V123H183L184 124V126H185V123H187V121L189 120H185L184 122H180V123H178V125L177 124H175V122H173V123H170V124H166V123H164V122H162ZM171 120H175L174 118L173 119H171ZM204 120V119H203ZM217 120V119H216ZM245 120V121H246ZM7 121V120H6ZM168 121V120H167ZM176 121V120H175ZM190 121V120H189ZM191 121V122H192ZM196 121H198V120H196ZM223 121V120H222ZM227 120H225V122H226ZM230 121V120H229ZM5 122V121H4ZM13 122V121H12ZM11 122V123H12ZM169 122H170V119H169ZM172 122V121H171ZM216 122V121H215ZM228 122V121H227ZM226 122V123H227ZM232 122V121H231ZM231 122H228L229 124H225L227 127L228 126H230V124H232ZM1 123V122H0ZM132 123H134V125H135V122H132ZM141 123V122H140ZM159 123L163 126V128L159 125ZM212 123V122H211ZM210 123V124H211ZM219 124H218V126L220 125H222V124H220L221 123V120H220V122H218ZM1 124H3V123H1ZM0 124V125H1ZM17 124V123H16ZM138 125L136 126H134V125H131L132 127L134 126L135 128H133V129H136V130H138V131H140V129L142 128L141 127V125H139V123H137ZM141 124H144V122L143 123H141ZM191 124V123H190ZM8 125H9V123H8ZM145 125V124H144ZM192 125H194V124H192ZM213 124H211L210 125V127H212V128H214L213 126H212ZM215 125H217V123L215 124L214 123V126ZM138 126H140L141 128H139ZM184 126H183V128H184ZM189 128H190V126L189 125H187ZM219 126V127H220ZM232 126V125H231ZM229 127L228 129L230 130V128H232L233 129V127ZM112 127V126H111ZM114 127H116V124H115V126ZM131 127V128H132ZM136 127H138V129L136 128ZM208 127H206L207 129H208ZM216 128H217V126H215ZM218 127V128H219ZM222 127V126H221ZM227 127H225V126H223V128H227ZM118 128V127H117ZM128 128H130V127H128ZM128 129V131L129 130H133V129ZM235 128L233 129L234 131H235ZM210 130H211V128H209ZM220 130H219V132L220 131H222V128H219ZM142 130V129H141ZM200 130H202V131H200ZM205 130V129H204ZM214 130H217V129H214ZM122 131V130H121ZM223 131H224V129H223ZM228 131V130H227ZM115 133H116V131H115ZM114 133V134H115ZM124 133V132H123ZM127 133V132H126ZM134 133V132H133ZM133 133H129L128 135L129 136H132V134ZM206 133H207V130H206ZM221 133H223V132H221ZM224 133H226V130H225V132ZM228 133V132H227ZM134 134H136V132L134 133ZM202 134V135H201ZM208 134H210V132H209V130H208ZM230 134H227V135H230ZM116 135V134H115ZM126 135V134H125ZM138 135V140H140L139 139V134H137ZM141 135V134H140ZM213 135V133L211 134V136L210 137H212V138H215V136H212ZM46 136H48V135H46ZM45 136V137H46ZM50 136V135H49ZM117 136H119V135H117ZM122 137V136H121ZM137 137V136H136ZM135 137V138H136ZM208 137V136H207ZM219 137H217L220 141L221 140H223V141H221V144L220 145H222V143H224V141L226 140V138L225 139H220ZM3 138V137H2ZM47 138V137H46ZM43 139V140H41V141H45V140H47V141H45V144H47L46 142H49V141H52L51 143L53 144V141L55 140L56 142H58L55 138H52V139H54V140H50L49 139V141H48V138L47 139ZM143 138V137H142ZM204 138V137H203ZM36 139V138H35ZM58 139V138H57ZM63 139V138H62ZM85 139V138H84ZM201 139H202V137H201ZM216 139V138H215ZM215 139H214V142H215ZM64 140V139H63ZM109 140V139H108ZM141 140H143V139H141ZM198 140V139H197ZM208 140V139H207ZM218 140V141H219ZM54 141V142H55ZM83 141H85V140H83ZM88 141V140H87ZM90 141V140H89ZM115 141V140H114ZM199 142H200V140H198ZM202 141H203V139H202ZM206 140H204V142H205ZM210 141H212V140H210ZM218 141H217V145L220 143H218ZM40 142V141H39ZM55 142V143H56ZM63 142V141H62ZM92 142H95V141H92ZM142 142V141H141ZM144 142V141H143ZM148 142V141H147ZM51 143H49L50 144V146L49 147H51ZM81 143H82V141H81ZM97 143V142H96ZM146 143V142H145ZM207 144H208V142H206ZM31 144V143H30ZM57 144V143H56ZM84 144V143H83ZM83 144L81 145V146H83ZM210 144V143H209ZM211 144H212V142H211ZM216 144V142L215 143H213V145H215ZM58 145V144H57ZM56 145V146H57ZM59 145H60V143H59ZM58 145V146H59ZM63 145V144H62ZM65 145V144H64ZM63 145V146H64ZM79 145V144H78ZM86 145V147H79L78 146V148H80V149H86V155H84L83 153V155H82V158L83 157H85L86 158V156L87 155H91V153H94V151H93V149H91L92 150V152L91 153H89L87 150H88V147H87V144H85ZM84 145V146H85ZM110 145H112V146H114L113 145V143L112 144H110ZM42 145L41 144H33V145H31V146H24L23 144L21 145L20 143H15V144H11V145H8V146H6L4 143H2L1 142V140H0V245H2V246H4V247H12V248H14V249H19V248H17V247H15V246H18V245H23V246H25V247H28V248H31V249H33V250H35V251H39V252H42V251H47L49 254H50V256H45V255H41V254H39V252H33V251H27L26 253H24V254H22V252L21 253H19V252H16L17 254H20V255H23V256H25V257H29V258H32V259H38V260H42L41 258H38V256H42V257H47V258H50V259H53V260H56V261H59V262H61L62 264L63 263H66V264H76L75 262H76V260L73 258H69L68 257V255H67V257H65V256H63V254H59V252L60 251H58V253L56 254L55 253V251L57 250H55V248L53 247V245L55 244V246H56V241L54 242L53 240H52V238H50V237H48L45 233H44V231H43V227H44V222L42 221L43 220V218H42V216L44 215V210H46V208H44L45 206H46V203L48 202V201H50V200H48V199H50L51 197H49V196H47V195H45L46 194V192L48 193L49 192V194H50V192H52L53 193V191H56L57 190V188H59V187H61V188H59V191H60V196L62 195V194H64V195H66V194H69L68 192H70V191H68V190H66V191H68L66 194H65V190H64V193H62V188L63 187H65V186H63V181L65 180V174H66V172H68L69 173V171H67L66 169H65V167H67V165L69 164V165H71L70 163L72 162V163H74V164H76L78 161H79V163H80V160H81V158H80V160L78 159V161L76 160V162H73V161H75V159H76V157H77V155H76V157L74 156L75 155V153H74V145H73V148L74 149H72L73 150V153H74V157H75V159H74V157H72V156H70L71 154H69V156H67L68 155V153L66 152L67 151V149L66 148H68L67 147V144L65 145L66 146V151H65V149H61V145H60V148H58V150L59 149H61V150H55L54 151V149L56 148H50V150L51 149H53L52 151H54V153L56 154V156L57 157H59L60 156V153H61V155H66V154H64V153H67V157L66 158H64L63 156H61V157H63V158H61V159H63L64 161H65V163H63V165H58V161H57V157L56 158H54V157H52V156H50V154L49 155H47L45 152H47V151H45L44 150V148H43V146L41 147ZM55 146V145H54ZM70 147H72V145H69ZM116 146V145H115ZM114 146V147H115ZM122 146V148L124 147L123 145H120V147ZM125 146L126 147H128L126 144H125ZM211 146V145H210ZM47 147H48V145H47ZM69 147V148H70ZM110 147V146H109ZM119 147V146H118ZM207 147V146H206ZM63 148V147H62ZM68 148V149H69ZM117 147H115L114 149H116ZM183 148V147H182ZM184 148V149H185ZM228 148V149H229ZM47 149V148H46ZM80 149H79V151H80ZM84 149V150H85ZM112 149H113V147H112ZM211 149V148H210ZM48 150V149H47ZM181 150V149H180ZM220 151V149H216V151ZM65 151V152H64ZM90 151V150H89ZM97 151V150H96ZM95 151V152H96ZM57 152L59 153V156L57 155ZM76 152V151H75ZM83 152V151H82ZM98 153L100 152V151H97ZM143 151H142V149H140V151L138 150V153H142ZM183 152H184V150H183ZM63 153V154H62ZM72 153V152H71ZM78 153V152H77ZM97 153V155H99ZM144 153V152H143ZM142 153V154H143ZM153 153V152H152ZM219 153V152H218ZM95 154V153H94ZM100 154H101V152H100ZM104 153H102L101 154V159H100V157H97V155L95 154V155H93V156H96L97 158H99L100 159V161L99 160H97V158H95V163H97L98 165H99V162L101 163V161L103 160V163L106 161L105 159H107L106 158V154L104 155L105 156V158L103 159L102 158V155H103ZM132 154H133V152H132ZM154 154V153H153ZM90 155H89V157H90ZM139 154H136V156H138ZM143 155H145V154H143ZM157 155H160V154H157ZM156 155V156H157ZM229 155H231L232 157H234V156H236V155H234L233 153H230ZM132 157H133V155H131ZM188 156V155H187ZM78 157H80V156H78ZM77 157V158H78ZM88 158V157H87ZM87 158H86V160H87ZM93 159H94V157H92ZM204 158V157H203ZM219 158V157H218ZM222 158V157H221ZM242 158H243V156H242ZM84 159V158H83ZM81 160V163H82V161L84 162V160ZM109 159V158H108ZM128 158H126V160H127ZM132 158L131 157H129V159L127 160V161H129V160H131ZM229 159V158H228ZM231 159V158H230ZM236 159H238V158H236ZM251 160V161H252ZM88 161V164L87 165H85L87 162L85 161V164L84 163H82V164H84V166H87V168L89 167V164H90V161H91V165L94 167V163L92 162V160H91V157L89 158V160H87ZM99 161V162H98ZM108 161V160H107ZM106 161V162H107ZM171 161V160H170ZM169 161V162H170ZM233 161V160H232ZM235 161H237V160H235ZM241 161V160H240ZM61 162H63V161H61ZM105 162V163H106ZM173 162V161H172ZM171 162V163H172ZM80 163V164H81ZM109 163V162H108ZM108 163H106V164H108ZM143 163V162H142ZM73 164V166H72V168L75 170V167L74 166H77V165H74ZM78 164V163H77ZM80 164H78L79 166H77V167H79V168H82V166L80 165ZM94 164V165H93ZM105 164V165H106ZM110 164V163H109ZM112 164V163H111ZM144 164H145V162H144ZM182 164H184V163H182ZM97 165V166H98ZM101 165H102V163H101ZM105 165H102V166H104L105 168H106V166ZM97 166H95L96 168H97V170H99L100 168V166L99 167H97ZM109 166V165H108ZM108 166H107V169H108ZM140 166V165H139ZM142 166V165H141ZM235 166V165H234ZM48 167L50 168V169H52L53 168V170H48ZM62 167V168H61ZM64 167V168H63ZM92 167V168H93ZM104 167H102L103 169H104ZM110 167V166H109ZM54 168H57L56 170L57 171H59V172H61V171H64L63 172V181H59L58 182V180H57V182L55 181V179L57 178L58 179V177H56V175L54 174L55 172H56V170H55V172L53 173L55 176H53V174L51 173V174H49L48 173V171L49 172H52V171H54ZM59 168V169H58ZM70 168H71V166H70ZM78 168V169H79ZM90 168V167H89ZM89 168H88V170H89ZM96 168H94L93 170H94V172H97L98 173V171L96 170ZM101 168V169H102ZM137 168V165H134V164H132V165H130V171H131V169L132 170H135ZM61 169V170H60ZM71 170V172H74V175H76L75 173H77V175H78V172L80 171H78L77 170V168H76V170L78 171V172H76V170L74 171V170ZM83 170H85V167L84 168H82ZM101 169H100V172L102 173H98V175L99 174H101V175H99L100 177L98 178V176L96 177V176H94V172H93V179H94V181H95V179L96 178H98V180H100V184H101V180L103 179V176L102 175H104V174H106V171H105V169H104V171L102 172L101 171ZM102 169V170H103ZM106 169V170H107ZM126 170H128L129 169V167L128 168H125ZM83 170H81L82 172H84ZM80 171V172H81ZM85 171H87V170H85ZM129 171V170H128ZM140 171H141V169H140ZM160 173H162V175H163V173L166 171H168V168H166V167H161L160 168ZM79 172V173H80ZM90 172H91V170H90ZM105 172V173H104ZM136 172V171H135ZM165 172V173H166ZM51 176H53L54 178H50L51 179V182L49 181V184H50V188L49 189H46V188H43L44 186H42L43 184H45V182H44V180H43V177L45 176L46 177V175H48V174ZM58 173V172H57ZM56 173V174H57ZM65 173V174H64ZM85 173H89L88 171L87 172H85ZM85 173H83V174H85ZM104 173V174H103ZM108 173V172H107ZM169 173V172H168ZM59 175L60 174H62V173H58ZM71 175H72V173H70ZM70 174H68V176H66V178H70L71 176H69ZM83 174H81V175H79V177L80 176H82ZM96 174V173H95ZM178 174V173H177ZM177 174H175V175H177ZM182 174V173H181ZM73 175V176H74ZM97 175V174H96ZM159 173H158V177H159ZM162 175H160V176H162ZM166 175V174H165ZM173 175V174H172ZM178 175H180V174H178ZM51 176V177H52ZM73 176L71 177L72 179H73ZM87 176H90V174L88 175L87 174ZM105 176V175H104ZM156 176V175H155ZM168 176H171V174L169 175L168 174ZM174 176V175H173ZM76 177L78 178V176H74V178L76 179ZM96 177V178H95ZM102 177V178H101ZM164 177V176H163ZM162 177V178H163ZM179 177V176H178ZM61 177H59V179H60ZM157 178V177H156ZM166 178V177H165ZM75 179H73L72 181H71V179L69 180V182L71 181V182H74V180ZM80 179V178H79ZM78 179V180H79ZM84 179H88V178H86V177H84ZM91 179H92V177H91ZM158 179V178H157ZM160 179V178H159ZM24 180H27V188L25 187V185H24V187H25V189H22L21 188V186H19V185H21L22 183V181L24 182ZM49 179H47V181H48ZM54 180V182H52ZM67 179H66V181H68ZM80 180H82V181H84L82 178L80 179ZM97 180V179H96ZM46 181V180H45ZM82 181H79V182H82ZM152 181H153V179H152ZM246 181V180H245ZM26 182V181H25ZM65 182V181H64ZM70 182V183H71ZM61 183V184H60ZM66 183V182H65ZM70 183L68 184V182H67V186L68 185H70ZM71 184H73V183H71ZM76 184V187H75V185L73 186V187H75L74 189H76V188H78L79 187V184H78V187H77V183H75ZM114 186V185H113ZM178 186V185H177ZM190 186V185H189ZM192 186V185H191ZM190 186V187H191ZM23 187V188H24ZM69 188H70V186H68ZM67 187V188H68ZM109 187V186H108ZM107 187V188H108ZM111 187H112V184H111ZM111 187H109L110 189H113V187L111 188ZM172 188L171 189H169L168 190V188H167V191L169 192L170 190H171V192H169L170 194H171V196H172V191L174 190L173 188H176L175 187V185H174V187H173V185L171 186ZM181 187H183V186H181ZM185 187V186H184ZM193 187V186H192ZM195 187V186H194ZM108 188V189H109ZM60 189H62V190H60ZM180 189H182V188H180ZM187 189H188V191H189V188L187 187ZM187 189H186V191H187ZM70 190H73V188H71ZM97 190V189H96ZM114 190V189H113ZM113 190H111V192L113 191ZM183 190H185V189H183ZM74 191V190H73ZM98 191V190H97ZM175 191V190H174ZM102 192V191H101ZM100 192V193H101ZM115 192V191H114ZM114 192H112V194L114 193ZM181 192H183V191H181ZM52 193H51V195H52ZM56 193H59L58 191L56 192ZM99 193V192H98ZM174 193V192H173ZM180 193V192H179ZM178 193V194H179ZM70 194L72 195V192H70ZM82 194V193H81ZM87 194H90V195H88V196H92L91 195V193H87ZM94 194V197L93 198H95V192L93 193ZM97 194V193H96ZM102 194V193H101ZM110 195H111V193H109ZM177 194V193H176ZM178 194H177V196H178ZM186 194H187V192L185 193V196H186ZM58 195V200H59V203H60V201L62 202V201H64L63 199H61L62 197H60L59 196V194H57ZM57 195L55 194V193H53V196L55 197L56 196V198H57ZM63 195V198L64 199H66L65 198V196ZM71 195H69V196H71ZM85 194H82V197L84 198V202H85ZM98 195V194H97ZM100 195V194H99ZM213 195V194H212ZM53 196H52V199H53ZM68 196V197H69ZM79 196V195H78ZM81 196V195H80ZM101 196V195H100ZM107 196H108V193H107ZM106 195L104 196L105 198L107 197ZM171 196H169L168 195V197H171ZM202 196V195H201ZM204 196H202L203 198H204ZM60 197V198H59ZM66 197H67V195H66ZM68 197H67V199H68ZM77 197V196H76ZM82 197H80L81 198V200H82ZM87 197V196H86ZM98 198H100L99 196H97ZM182 197H183V195H182ZM72 197H70V199H71ZM80 198L79 199H75V200H80ZM91 198V197H90ZM90 198L89 197H87V199L88 200H90ZM129 198V197H128ZM127 198V199H128ZM197 198H199V199H197ZM202 198V199H203ZM208 198V197H207ZM51 199V200H52ZM61 199V200H60ZM70 199H68V200H70ZM74 199V198H73ZM170 199V198H169ZM196 199V200H195ZM220 199V198H219ZM48 200V201H47ZM56 199H54V203L57 201H55ZM91 200H92V198H91ZM129 200V199H128ZM184 200V199H183ZM211 200V201H210ZM95 201V200H94ZM93 201V202H94ZM182 200H180V202H181ZM190 201L188 202V204L190 203ZM202 202H203V200H201ZM221 201H219V202H221ZM52 202H53V200H52ZM52 202L49 204V206L51 207V204H52ZM67 202V201H66ZM71 201H69V203H70ZM73 202V201H72ZM83 202V203H84ZM90 202H92V201H90ZM92 202V204H93V207H92V204H91V207H92V210H93V208H94V203ZM99 202H100V204H101V200H99ZM131 202H132V200H131ZM179 201H178V203H180ZM183 202V201H182ZM216 202H218V201H216ZM53 203V204H54ZM73 203H75V202H73ZM73 203H72V205H73ZM98 203V202H97ZM130 203V202H129ZM45 204V205H44ZM52 204V205H53ZM75 204H81V203H75ZM85 204H86V202H85ZM83 205V204H81L80 206H81V209H82V211L84 210L83 209V207H82V205L83 206H86V205ZM90 204V203H89ZM183 204V205H184ZM55 205V204H54ZM57 205V204H56ZM60 204H58V206H59ZM62 205H63V203H62ZM61 205V206H62ZM66 204H65V202H64V206H65ZM69 205V204H68ZM71 205V206H72ZM132 205H134V203H132ZM182 205V206H183ZM190 205H191V203H190ZM193 205L192 206H190L188 209H190L191 207H193ZM227 205V206H228ZM60 206V208L61 209H64L65 210V208L67 209V208H69V207H67V205L65 206V207H61ZM55 207V206H54ZM76 206H74V208H73V206H72V208L73 209H75L76 210V208H75ZM87 207V206H86ZM84 207L86 210L88 209H90V212L88 213V214H90L91 213V208H89V207ZM99 207V208H98ZM100 207H104V206H100L99 205V203H98V206L96 205L95 206V208H97V209H101ZM106 207V206H105ZM184 207V206H183ZM182 207V208H183ZM60 208L58 209L59 211H60ZM80 208V207H79ZM71 209V208H70ZM196 209V208H195ZM216 209H218L219 211L218 212H215V210ZM53 210V209H52ZM63 210V211H64ZM85 210V211H86ZM209 210H206V211H209ZM50 211V210H49ZM54 211V210H53ZM62 211V212H63ZM65 211H67V210H65ZM69 212L70 211H72V210H68ZM67 211V212H68ZM94 211V210H93ZM145 211V210H144ZM187 211H189V210H187ZM199 211H200V209H199ZM61 211H60V213H62ZM67 212L65 213V214H67ZM76 212H78V211H76ZM140 212H142V211H140ZM150 212V211H149ZM149 212L147 211L146 213H147V215L149 214ZM214 212L215 213H218V214H216V216H215V218L213 217L214 216ZM224 212H226L227 214H228V216H226L225 214H224ZM242 212H243V214H242ZM71 213V212H70ZM70 213H68V214H70ZM75 213V212H74ZM73 213V214H74ZM83 213V212H82ZM85 213H87V212H84L83 213V218H85L84 217V215H87V214H85ZM92 213H94V212H92ZM146 213H145V215H146ZM192 213V214H191ZM50 214V213H49ZM64 214V215H65ZM77 214V213H76ZM194 214V215H193ZM207 214V215H206ZM242 214V215H241ZM51 215V214H50ZM54 215V214H53ZM52 215V216H53ZM64 215H62L61 214V217L62 216H64ZM79 215H80V213H79ZM94 215V214H93ZM144 215V214H143ZM178 215H176V216H178ZM189 215H192V216H189ZM213 215V216H212ZM217 215L219 216V218L220 217H223L222 219H219L218 217H217ZM229 215L231 216L230 218H227L228 220H227V222L228 223H221V222H226V221H224L223 219H226V217H229ZM235 215V216H234ZM252 215V216H251ZM44 216H46V215H44ZM43 216V217H44ZM71 216V215H70ZM69 216V217H70ZM73 216V215H72ZM76 216H78V215H76ZM90 216H91V214H90ZM176 216H174V217H176ZM181 216V215H180ZM196 216V215H195ZM233 216V217H232ZM243 216L245 217V219H243ZM79 217V216H78ZM159 217V216H158ZM158 217H157V219L156 220H158ZM173 217V218H174ZM182 217V218H183ZM191 217V218H190ZM250 217H254L253 219L254 220H251V218ZM51 218V217H50ZM50 218H49V220H50ZM54 218H55V216H54ZM53 218V219H54ZM56 218H57V216H56ZM55 218V219H56ZM63 218V217H62ZM73 219L71 220L72 222L74 221V217H72ZM82 218V219H83ZM153 218V217H152ZM155 218V217H154ZM182 218H181V220H182ZM189 218L191 219V220H189ZM216 218H218V219H216ZM81 219V220H82ZM175 219V218H174ZM177 219V220H176ZM175 220H176V224L174 225L173 223H174V220H172L173 221V223L171 224V226L173 225V228L175 227V228H177L178 226H180V225H177L179 222H180V220H179V218L177 217ZM216 219V220H215ZM65 220H66V217H65ZM85 220V219H84ZM88 220V219H87ZM162 220H163V218H162ZM168 220H170V219H168ZM217 220H219V221H217ZM222 220V221H221ZM236 220V221H235ZM56 221V220H55ZM69 221L70 220H68V222H67V224L69 223ZM78 221V220H77ZM83 221V220H82ZM149 221H152V219H150ZM154 221V220H153ZM159 221H160V219H159ZM164 221H166V226L163 224V222H155V225L153 226V225H151V224H148L149 226L151 225V228H153V227H156V228H154V230L156 229V230H158L159 229V227H161V226H163L164 225V228H166L167 227V225H170V224H168L167 223V219H165ZM177 221H178V223H177ZM47 223H48V220L46 221ZM61 222V224H62V221H60ZM64 222V221H63ZM86 221H84V223H85ZM148 222V221H147ZM170 222H171V220H170ZM54 223V222H53ZM56 223V222H55ZM55 223H54V225H55ZM75 223V222H74ZM86 223H88V224H90L89 223V221L88 222H86ZM85 223V224H86ZM150 223V222H149ZM159 223H162V225H160L159 226ZM64 224V223H63ZM71 224V223H70ZM80 224V223H79ZM152 224H153V222H152ZM156 224H158V225H156ZM253 225V226H255V228H254V231H253V229H251V227L252 226H250V225ZM256 224V225H255ZM49 225V224H48ZM59 225V224H58ZM74 225V224H73ZM81 226L82 225H84V224H82V222H81V224H80ZM177 225V226H176ZM226 225V226H225ZM257 225H259V227H256ZM53 226V225H52ZM66 226V225H65ZM77 226V225H76ZM75 226V227H76ZM153 226V227H152ZM158 226V227H157ZM59 227V226H58ZM79 226H77V228H78ZM87 227H88V225H87ZM70 229L72 228V226L71 227H69ZM68 228V229H69ZM82 228V227H81ZM83 228H84V226H83ZM150 228V227H149ZM158 228V229H157ZM163 228V229H164ZM171 228L172 229V227H167L166 229H165V231L167 230V234H170L169 232H171L169 229ZM174 228V229H175ZM180 228V227H179ZM45 229V228H44ZM48 229H49V227H48ZM47 229V230H48ZM56 229V228H55ZM62 229H64L63 227H62ZM88 228H86V230H87ZM181 229V228H180ZM180 229H176L178 232H179V230ZM75 230V229H74ZM143 229H141L140 228V232L142 231ZM144 230H147V229H144ZM144 230L142 231V232H144ZM153 230V232H155ZM56 231H57V234H59L58 233V230L56 229ZM63 231V230H62ZM71 231H73V230H71ZM70 231V232H71ZM139 231V230H138ZM150 231V232H149ZM161 231H162V229H161ZM169 231V232H168ZM46 232V231H45ZM75 232H76V230H75ZM82 232V231H81ZM136 232H137V230H136ZM146 233H147V235H149L148 234V232L149 233H152V234H154L153 232H152V230H149L148 229V232L147 231H145ZM144 232V233H145ZM178 232L176 233V234H178ZM181 232V231H180ZM180 232H179V234L178 235H180ZM211 232V233H210ZM85 233V232H84ZM83 233V234H84ZM144 233H143V236H144ZM162 233V232H161ZM160 232H159V234L157 235V236H160L159 238H160V240H165L166 239V241H167V237L169 236H167V237H165V235L163 236L162 234H161ZM164 233V232H163ZM172 233V232H171ZM173 233H175V232H173ZM172 233V235H171V237H177V236H173V235H175V234H173ZM54 234V233H53ZM60 234L61 235H63V234H65V233H63L62 234V232H60ZM86 234V233H85ZM84 234V236H86ZM87 234H88V232H87ZM133 234V233H132ZM139 234V233H138ZM142 233H140V236H142L141 235ZM151 234V235H152ZM166 234V235H167ZM182 234V233H181ZM134 235V234H133ZM132 235V236H133ZM54 236V235H53ZM55 236H56V234H55ZM67 237V240H70V239H68V234L66 235ZM69 236H70V234H69ZM77 236H79V237H82V235L80 236V234H78V231H77ZM142 236V237H143ZM146 236V235H145ZM161 236H163L162 237V239H161ZM147 237V236H146ZM145 237V238H146ZM152 237H153V235H152ZM170 237V236H169ZM168 237V239H170ZM63 238L65 239V237L63 236ZM71 238V240H72V238L73 237H70ZM75 238V237H74ZM144 238V237H143ZM148 238V237H147ZM159 238H157V241H156V243H158V239ZM163 238H165V239H163ZM180 238V237H179ZM177 239V238H176ZM176 239H175V241H176ZM63 240V239H62ZM77 240H79V239H77L76 238V241ZM148 240V239H147ZM151 240H153L152 238H151ZM155 240V239H154ZM154 240L152 241V242H150L149 240V242H145L146 244H151L152 243V246H154L155 247V243H153L154 242ZM178 240H177V242H178ZM63 241H66V240H63ZM80 241V240H79ZM78 241V242H79ZM168 241H172V240H168ZM174 241V242H175ZM199 241H202V242H204L205 243V245H203V246H206V247H203V246H201V245H199ZM73 242V241H72ZM77 242V243H78ZM83 242V241H82ZM164 242V241H163ZM199 242V243H198ZM66 243V242H65ZM144 243V244H145ZM176 243V242H175ZM174 243V244H175ZM63 244V243H62ZM69 244V243H68ZM70 244H71V242H70ZM73 244V243H72ZM71 244V245H72ZM74 244H75V241H74ZM82 244V243H81ZM83 244H84V242H83ZM82 244V245H83ZM160 244V243H159ZM162 244V243H161ZM164 244H165V242H164ZM164 244H162V245H164ZM171 244V243H170ZM170 244H169V246H170ZM60 245V244H59ZM158 245V244H157ZM167 245V244H166ZM258 245H260V246H258ZM68 246V245H67ZM66 246V247H67ZM76 246H77V244H76ZM79 246V245H78ZM140 246V245H139ZM147 246V245H146ZM145 246V247H146ZM149 246V245H148ZM148 246H147V248H148ZM151 246V247H152ZM181 246V245H180ZM222 246H225V247H227L228 249H226L225 251H223V249L225 248V247H222ZM257 247L258 246V248H257V250H256V248H253V247ZM51 247H53L54 248V250L55 251H53L52 250V248ZM58 247H60V246H58ZM65 247V246H64ZM65 247V249H67ZM73 247V246H72ZM134 247H136V246H134ZM144 247V246H143ZM165 247V246H164ZM207 247H209V249L210 248H212L213 249V251L215 250V252L217 251V252H219V254H218V256L213 252V251H210ZM259 247H260V249H259ZM60 248H62V247H60ZM60 248H58L59 250H60ZM133 248V247H132ZM141 248V247H140ZM146 248V249H147ZM159 248V247H158ZM176 248V249H175ZM174 249L175 250H177V247H175ZM182 248V247H181ZM64 249V248H63ZM69 250H70V248H68ZM73 249H75L74 247H73ZM78 249H79V247H78ZM84 249V248H83ZM82 249V250H83ZM136 249H137V251H138V248L136 247ZM157 249V248H156ZM160 249V248H159ZM163 249V248H162ZM253 249V250H252ZM255 249V250H254ZM3 250H5V251H10V252H14V251H11V250H8V249H4L3 248ZM20 250V249H19ZM81 250V251H82ZM140 250V249H139ZM141 250H143V249H141ZM148 250V249H147ZM146 250V251H147ZM151 250V249H150ZM150 250L149 251H147V253L148 252H150ZM169 250V249H168ZM174 250V251H175ZM228 250V251H227ZM24 251V250H23ZM75 251V250H74ZM145 251V250H144ZM155 251V250H154ZM158 251H160V255H161V249L160 250H158ZM163 251V250H162ZM173 251V250H172ZM186 251V250H185ZM185 251L183 252V251H181L182 253H185ZM70 252V251H69ZM152 252H153V249H152ZM157 252V250L155 251V252H153V253H156ZM176 252V251H175ZM180 252V251H179ZM15 253V252H14ZM67 253V252H66ZM77 253V252H76ZM136 253V252H135ZM142 253V252H141ZM168 253V252H167ZM181 253V254H182ZM69 254V253H68ZM83 254V253H82ZM143 254V253H142ZM150 254H151V252H150ZM149 254V255H150ZM169 254H170V252H169ZM186 254V253H185ZM184 254V255H185ZM193 254V253H192ZM70 255H71V253H70ZM73 255V254H72ZM71 255V256H72ZM75 255V254H74ZM79 255V254H78ZM85 255V254H84ZM139 255V254H138ZM154 255V254H153ZM152 255V258L154 257ZM158 255H159V253H158ZM173 255V254H172ZM187 255V257H189L188 256V253L186 254ZM190 255V254H189ZM193 255H195V254H193ZM53 256V257H52ZM60 257V258H55V257ZM77 256V255H76ZM81 256V255H80ZM137 255H135V259L137 258L136 257ZM140 256L142 257V255L140 254ZM151 256V255H150ZM167 256H168V254H167ZM176 256V255H175ZM178 256V255H177ZM181 256H183V255H181ZM214 256H215V258H216V260L213 262L212 261V257H213V259H214ZM62 257H64V258H62ZM79 257V256H78ZM84 257V256H83ZM82 257V258H83ZM141 257H140V259H141ZM144 257V256H143ZM143 257H142V259H143ZM149 257V256H148ZM157 257V256H156ZM155 257V258H156ZM159 257V256H158ZM195 257V256H194ZM81 258V259H82ZM88 258V257H87ZM161 258V257H160ZM184 257H182V259H183ZM195 258H197V256L195 257ZM202 258V257H201ZM78 259V258H77ZM84 259V258H83ZM85 259H86V257H85ZM145 259H147V258H145ZM157 259V258H156ZM176 259V258H175ZM174 259V261H176ZM179 259V258H178ZM181 259V258H180ZM181 259V260H182ZM192 259V258H191ZM75 261V262H74ZM135 261V260H134ZM140 261H142V260H139V263H140ZM144 261V260H143ZM147 261V260H146ZM186 261V260H185ZM198 261V262H197ZM59 262H56V263H54V264H61V263H59ZM80 262V261H79ZM81 262H83V261H81ZM133 261H131V263H132ZM136 262V261H135ZM134 262V263H135ZM150 263H152L151 261H149ZM155 263H157V261H154ZM159 262H160V260H159ZM183 261H181L180 263H182ZM187 262V263H188ZM88 263V262H87ZM133 263V264H134ZM137 263H138V260H137ZM145 263V262H144ZM149 263V264H150ZM175 263H177V262H175ZM179 263V262H178ZM186 263V264H187ZM130 264V263H129ZM141 264V263H140ZM143 264V263H142ZM153 264V263H152ZM159 264V263H158Z\"/></svg>", "mask_w": 264, "mask_h": 264}]
</instances>
